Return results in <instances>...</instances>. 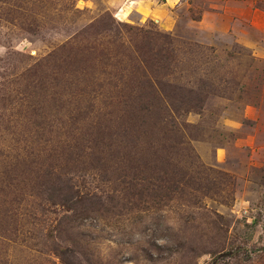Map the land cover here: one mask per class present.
I'll return each mask as SVG.
<instances>
[{
  "label": "rangeland",
  "instance_id": "obj_1",
  "mask_svg": "<svg viewBox=\"0 0 264 264\" xmlns=\"http://www.w3.org/2000/svg\"><path fill=\"white\" fill-rule=\"evenodd\" d=\"M0 264H264V0H0Z\"/></svg>",
  "mask_w": 264,
  "mask_h": 264
},
{
  "label": "trees",
  "instance_id": "obj_2",
  "mask_svg": "<svg viewBox=\"0 0 264 264\" xmlns=\"http://www.w3.org/2000/svg\"><path fill=\"white\" fill-rule=\"evenodd\" d=\"M90 28L91 26L82 33H87L86 31ZM148 82L149 81H147V83L135 81L130 86H123L122 88V93L125 94L126 98H132V100L129 101V108L125 110L128 118V127L122 131H118L116 134V136L124 142L125 147H130L133 142L131 137H134L135 134L137 139L142 138L141 136H147L145 128H140L141 126L136 124V119L141 120L140 124L144 126L147 120L150 119L151 114L156 116L159 114L156 112L161 111L164 107H166L169 111L173 110L175 113H179L181 110L186 111L189 107L188 104L184 103V99L179 95L176 87H171L163 83L161 84L160 82L155 84H150ZM160 94L162 96H160ZM166 101L168 105H163ZM135 126L137 128H134ZM178 132L179 131L173 130V133ZM164 136L166 135H163L162 138ZM179 138L180 136H177L174 139L175 146H167V149H175V147L181 142L179 141ZM134 147L136 146L134 145ZM167 149L163 148L160 152L163 154ZM167 152L169 151L167 150ZM159 159L161 160L160 156ZM34 182L36 185L35 179ZM40 185L45 189V191L49 188L48 184L44 186L43 183H40Z\"/></svg>",
  "mask_w": 264,
  "mask_h": 264
}]
</instances>
